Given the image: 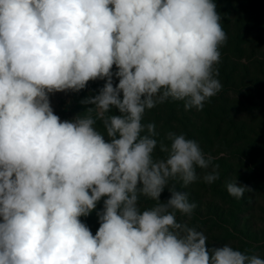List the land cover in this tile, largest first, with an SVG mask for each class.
Here are the masks:
<instances>
[{
    "label": "clouds",
    "instance_id": "1",
    "mask_svg": "<svg viewBox=\"0 0 264 264\" xmlns=\"http://www.w3.org/2000/svg\"><path fill=\"white\" fill-rule=\"evenodd\" d=\"M226 40L214 0H0V264H264L177 220L196 204L170 180L186 188L199 168L212 184L218 165L172 132L155 158L156 126L142 123L168 100L202 110ZM97 79L87 116L54 114L49 94ZM102 198L93 235L80 217Z\"/></svg>",
    "mask_w": 264,
    "mask_h": 264
},
{
    "label": "trees",
    "instance_id": "2",
    "mask_svg": "<svg viewBox=\"0 0 264 264\" xmlns=\"http://www.w3.org/2000/svg\"><path fill=\"white\" fill-rule=\"evenodd\" d=\"M214 3L227 35L215 65L220 91L199 111H185L183 101L158 104L145 111L142 123L155 124L157 148L161 142L170 143L168 133L184 134L218 165L219 179L212 184L203 181L204 170L199 168L197 180L186 188L178 179L170 180V185L186 192L189 202L196 204L190 217L177 213V220L203 232L210 248L228 244L247 255L264 258V0ZM113 82L115 85L118 80L114 77ZM104 84L105 80L97 79L79 92H66L62 121L87 116L86 109L92 105L81 101L99 94ZM109 114L119 115V110L113 108ZM92 115L95 118V110ZM95 127L106 134L98 119ZM235 181L253 191L241 199L232 197L226 185ZM169 198L165 188L160 199ZM104 199L88 216L80 217L93 235L100 226L97 213L102 211ZM155 203L141 196L138 206L145 210Z\"/></svg>",
    "mask_w": 264,
    "mask_h": 264
},
{
    "label": "rangeland",
    "instance_id": "3",
    "mask_svg": "<svg viewBox=\"0 0 264 264\" xmlns=\"http://www.w3.org/2000/svg\"><path fill=\"white\" fill-rule=\"evenodd\" d=\"M66 98V92H56L49 94V100L51 107L54 111V114L58 115L62 121L63 119V108H64V100ZM166 144V143H165ZM154 157L155 158H163L162 155H160L159 148H156L154 152Z\"/></svg>",
    "mask_w": 264,
    "mask_h": 264
}]
</instances>
